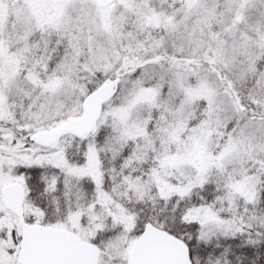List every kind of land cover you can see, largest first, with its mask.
Wrapping results in <instances>:
<instances>
[{
    "label": "snow or ice",
    "instance_id": "1",
    "mask_svg": "<svg viewBox=\"0 0 264 264\" xmlns=\"http://www.w3.org/2000/svg\"><path fill=\"white\" fill-rule=\"evenodd\" d=\"M0 264H264V0H0Z\"/></svg>",
    "mask_w": 264,
    "mask_h": 264
}]
</instances>
